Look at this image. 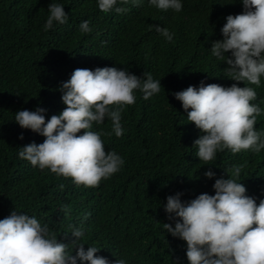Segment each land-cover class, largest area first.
Returning a JSON list of instances; mask_svg holds the SVG:
<instances>
[{
  "label": "trees",
  "instance_id": "trees-1",
  "mask_svg": "<svg viewBox=\"0 0 264 264\" xmlns=\"http://www.w3.org/2000/svg\"><path fill=\"white\" fill-rule=\"evenodd\" d=\"M144 4L0 0V264H264V0Z\"/></svg>",
  "mask_w": 264,
  "mask_h": 264
},
{
  "label": "clouds",
  "instance_id": "clouds-1",
  "mask_svg": "<svg viewBox=\"0 0 264 264\" xmlns=\"http://www.w3.org/2000/svg\"><path fill=\"white\" fill-rule=\"evenodd\" d=\"M129 2L132 9L142 3H145L143 7L151 6L148 13L150 17H152L154 12L157 10L153 23L165 21V19H170L171 17L173 18L177 15V11L180 10L178 0H129ZM162 12H165V15L161 16ZM236 19H234V21L230 19L232 20L231 22L228 20L229 23L226 24V30L224 33V37L226 38L225 42L232 46H237V44L231 43L229 40L245 42L246 39V37L241 38L238 35H235L234 31L229 30L230 27L235 25ZM147 29L155 35L153 25L147 26ZM156 29L165 34L166 30L161 29L160 26H157ZM248 37L249 41L247 42H250V45L248 46L243 44V46L249 47L258 53H260V50L264 51V27L256 26L251 28ZM245 86L247 87L244 90L245 92H255V88H258L259 82L250 84L246 83ZM87 125L88 119L86 117L85 126ZM69 147L73 149L74 157L80 163H89L95 155L96 144L93 141V135H90L89 133L79 137L76 141L70 144ZM65 167L66 170L63 172L64 175L73 173L75 169L68 164ZM87 244L88 246L84 250L86 256H81L75 259L71 262V264H119V261L122 259V257L117 255V248L114 241L106 233L98 232V240L94 242L92 239H89Z\"/></svg>",
  "mask_w": 264,
  "mask_h": 264
}]
</instances>
